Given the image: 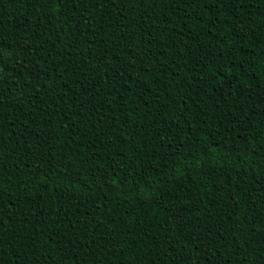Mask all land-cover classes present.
Wrapping results in <instances>:
<instances>
[{
	"label": "trees",
	"instance_id": "16d2710c",
	"mask_svg": "<svg viewBox=\"0 0 264 264\" xmlns=\"http://www.w3.org/2000/svg\"><path fill=\"white\" fill-rule=\"evenodd\" d=\"M0 264H264V0H0Z\"/></svg>",
	"mask_w": 264,
	"mask_h": 264
}]
</instances>
